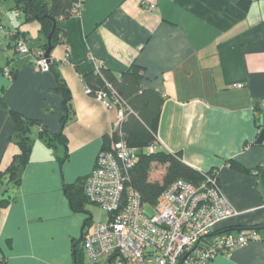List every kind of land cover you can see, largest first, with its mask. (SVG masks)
Returning a JSON list of instances; mask_svg holds the SVG:
<instances>
[{"label":"crops","instance_id":"crops-1","mask_svg":"<svg viewBox=\"0 0 264 264\" xmlns=\"http://www.w3.org/2000/svg\"><path fill=\"white\" fill-rule=\"evenodd\" d=\"M13 8L12 0H0V172L22 151L15 113L32 121V150L18 184L0 179V198L11 199L0 205L5 264H78L76 244L101 222L82 191L118 118L117 108L87 91L84 76L101 67L121 76L134 63L143 66L142 87L164 97L161 149L217 172L238 212L217 229L264 224V143L256 144L264 111V0H83L79 13L60 20L48 72L17 51L13 31L34 54L47 49L40 22L17 17ZM61 82L71 93L66 120ZM81 264L110 263L83 251ZM207 264H264V228Z\"/></svg>","mask_w":264,"mask_h":264},{"label":"built area","instance_id":"built-area-1","mask_svg":"<svg viewBox=\"0 0 264 264\" xmlns=\"http://www.w3.org/2000/svg\"><path fill=\"white\" fill-rule=\"evenodd\" d=\"M82 6L83 0H79L72 13H79ZM15 14L20 17L23 12L18 9ZM16 33L12 34L17 51L30 56L35 69L50 71L54 61L46 52L34 54L27 40ZM86 87L105 105L117 108L115 131L120 136L100 151L95 168L85 178L88 199L109 214L108 220L95 223L83 240L84 254L90 260H108L110 264H207L219 255L231 256L256 239L254 229L215 233L222 222L238 212L223 193L214 171L203 172L204 178L198 183L175 180L162 191L152 206L154 213L149 214L146 207L150 205L131 182V171L139 163L142 150L131 147L123 138L122 124L133 111L107 80L98 90ZM262 118L259 132L264 128V111ZM159 149V142H155L144 151L154 153ZM5 262L0 254V264Z\"/></svg>","mask_w":264,"mask_h":264},{"label":"trees","instance_id":"trees-1","mask_svg":"<svg viewBox=\"0 0 264 264\" xmlns=\"http://www.w3.org/2000/svg\"><path fill=\"white\" fill-rule=\"evenodd\" d=\"M12 1L14 2L13 9L22 10L26 21L38 20L40 22L41 32L46 39L44 47L47 49L49 36H51L52 47L58 43V35L62 30L60 20L72 15V9L79 0H52L51 3H47L45 0ZM142 73L143 66L136 63L132 64L121 76H117L111 70L101 67L100 73L87 74L84 76V81L88 87L95 91L103 88L105 80H107L115 87L132 109L133 112L129 113L122 124L123 138L126 139L131 147L138 148L142 152L139 163L131 171V182L140 192L143 201L153 206L156 204L162 191L175 180L184 179L198 183L203 180L204 176L203 172L184 162L178 153L174 154L163 149H159L154 153L144 151L151 144L158 142V130L164 97L155 89L142 87ZM59 88H61L64 95V109L66 112L64 119L66 120L71 110V93L62 82L59 84ZM14 120L17 125L15 137L22 151L19 155L15 156L13 162L4 173L0 172V179L8 175L10 180L18 184L20 182L18 175L28 163L32 150V141L29 137L32 121L22 118L17 113L14 115ZM261 126L262 124L259 127ZM60 137L66 143L67 139L62 133ZM119 138L118 132L115 131L113 136L105 138L103 148H109L112 140ZM47 141L49 142V138ZM155 164L163 165L165 168L160 180L151 179V171ZM84 184L85 181L82 183V191L88 199ZM10 201V198H0V205H8ZM89 223L90 220L87 221L86 225ZM263 228L264 224L249 226V229L256 231ZM244 229H246L245 226H230L218 229L215 233L219 234L236 230L243 231ZM84 238L83 235L79 244L77 243L75 246V256L78 264H81L83 255V250L82 248H78V245H80Z\"/></svg>","mask_w":264,"mask_h":264},{"label":"rangeland","instance_id":"rangeland-1","mask_svg":"<svg viewBox=\"0 0 264 264\" xmlns=\"http://www.w3.org/2000/svg\"><path fill=\"white\" fill-rule=\"evenodd\" d=\"M164 170L165 168L163 165H159V164L153 165V169L151 171V179L160 180L162 178ZM89 207L93 211L95 221L105 222L108 219L109 216L108 212L104 210L101 206L92 202V204H89ZM146 210L149 214L154 213V208L152 206L146 207Z\"/></svg>","mask_w":264,"mask_h":264},{"label":"water","instance_id":"water-1","mask_svg":"<svg viewBox=\"0 0 264 264\" xmlns=\"http://www.w3.org/2000/svg\"><path fill=\"white\" fill-rule=\"evenodd\" d=\"M48 48L46 50V56H50V52L52 50V44H51V36L48 37ZM264 143V128L259 132L258 138L256 140V144L262 145Z\"/></svg>","mask_w":264,"mask_h":264}]
</instances>
